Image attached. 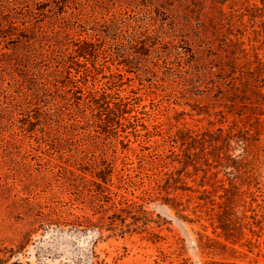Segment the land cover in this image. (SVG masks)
I'll use <instances>...</instances> for the list:
<instances>
[{"label":"rangeland","instance_id":"1","mask_svg":"<svg viewBox=\"0 0 264 264\" xmlns=\"http://www.w3.org/2000/svg\"><path fill=\"white\" fill-rule=\"evenodd\" d=\"M3 264H264L262 0H0Z\"/></svg>","mask_w":264,"mask_h":264},{"label":"trees","instance_id":"2","mask_svg":"<svg viewBox=\"0 0 264 264\" xmlns=\"http://www.w3.org/2000/svg\"><path fill=\"white\" fill-rule=\"evenodd\" d=\"M263 2V5H264V0H262ZM3 259L0 257V264H3ZM205 264H240L236 261H226V260H212V261H209Z\"/></svg>","mask_w":264,"mask_h":264}]
</instances>
